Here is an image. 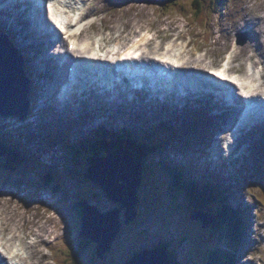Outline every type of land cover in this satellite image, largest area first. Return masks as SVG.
Returning a JSON list of instances; mask_svg holds the SVG:
<instances>
[{
  "label": "rangeland",
  "instance_id": "rangeland-1",
  "mask_svg": "<svg viewBox=\"0 0 264 264\" xmlns=\"http://www.w3.org/2000/svg\"><path fill=\"white\" fill-rule=\"evenodd\" d=\"M110 1H112V5L107 2V0H98L95 11L99 15H102L99 17V23L96 26L94 25L91 28L89 27L90 22L96 19L97 16L90 19L89 23L84 22L82 24L83 28H88L89 33L93 37L96 36V28L102 26L107 27L109 23L111 27L112 25H114V27L123 25V27L127 30H131V28H133L134 26L139 25L141 26L139 30L148 28L149 32L154 31V33H152L151 35H154L156 39L151 42V47H155L159 44V51H164L166 48L165 44L169 41L170 43H172V41L175 40V37H179L180 40L178 41L181 43L179 45L186 44V42L189 40L192 41L187 49L192 51L193 55L188 54L187 60H194L197 56L200 59L207 56L205 66L209 69H211L212 66H222L229 54L233 56L232 58H234V56L236 55L237 60H234L235 68L241 69L243 74L247 76V73H249L250 71L251 65H255L257 61H259L260 63L264 61L263 57L260 58L258 56V52H260L261 49L259 51H253L252 45L248 43L249 41H251V36L244 24L247 21L256 20V17H260L261 14L264 13V0H178L179 8L187 12L193 9L195 5L210 6L212 10H216L217 13L211 14L208 23H205V21H200L198 19L195 20L193 16L185 17V12L180 13L178 11H171L170 14L167 15L165 14V12L163 14H159V12H157L158 7H156V5H153L156 2L151 0H132L128 4H120L123 2H119L117 0ZM133 2L135 3L132 6V10H136L135 12L138 14L135 19L127 17L126 14V10H129V7L131 4H133ZM85 8H87V6ZM101 22L103 25L100 24ZM5 33L9 37H11L12 40L16 41V39L13 38L8 31L4 33L0 32V34ZM104 33L106 34L107 32ZM239 35L243 36L239 37ZM172 36L174 37L172 38ZM194 38H198V40L194 41ZM239 40H246V43L240 44ZM178 41L175 40L174 44L177 45ZM14 45L21 53L19 44L17 43ZM233 46L234 48H237V54H235V51L233 49L231 51V48ZM176 51L177 50L175 49V52ZM254 52L257 55L251 57ZM26 62L27 58H24V63ZM260 63L258 65H260ZM193 68L197 69L196 66H194ZM261 69L263 70V64H261ZM38 73H41L40 69L38 70ZM48 79L49 81L53 80V78L50 77H48ZM43 96L45 95L40 96V98H42ZM84 100L97 103L96 100L91 98ZM36 109H38L39 111L40 109L44 108L37 105V108L34 109V112H36ZM1 116L2 115L0 114V124L1 122H4L2 119H5ZM47 117L48 115H45V119ZM13 118H16V120L11 121L16 126H22L23 124H25L24 127H27V121H32L37 125L38 129H35V131L31 128L30 130H28V132H26L27 135H32L34 132H39L38 130L40 129L41 125L38 124L39 120L35 113L25 114V118L23 119H21L20 117ZM149 120H151V118H149ZM128 121L130 122L131 120ZM155 122L156 124L159 123L158 120H155ZM138 124V126L142 127V124L144 123L141 124V122H139ZM233 124L234 122L230 124L228 120L226 121V126L224 128L226 133L221 128L219 129L220 131L217 130L218 132H220L219 134L221 138L229 137V135L233 134V131L229 132L228 127ZM208 128H212L211 124ZM7 132H10V129ZM41 134H38L40 141H33L30 148L37 152H41L43 156L46 157V159H40L41 162L38 160L40 163L38 161H34L33 163L30 162L26 164L24 169H21L23 172H21L20 174L17 173V171H8L6 173L0 167V206L3 203L5 204L7 201L11 203V205L18 206L19 212L28 219V222L25 224V226L28 227L26 231L29 230L30 233L31 230L29 229V223H32L34 218L36 222L32 224V227H34L35 229L38 228V226L40 225L37 223V221H39V219L37 220V218L44 212H46L47 218L46 221L44 218L41 219V225L51 227V223L53 222V227H56L58 225L56 228L57 232L59 231L61 233V238H58L57 241H55L57 243H55L53 247L48 246L47 249L45 248V251L48 252L49 256L51 257L50 264H126L131 257L133 258L134 255L139 253L138 250L156 247L160 241L170 237L171 232L175 236H183V238L185 239H187V237L189 238L188 234L185 233L184 235L183 231L174 230V226H169L168 222L171 223L172 221L171 212L175 202H170V198L172 197V195H169L167 189L162 188L163 186L161 185V182L164 179L163 175H157L154 172L150 175H153L155 177L145 176L144 182H146L145 184L147 185V187L142 185L140 189V211L142 212V214L140 213L138 215L136 219L137 221H135L133 225L127 224L123 226L119 236L114 240L112 244L111 251L109 253L106 252L104 257L100 258L96 254V242H91V240L87 241L85 240V237L80 235L83 217L78 209L79 201L77 198V194H80L83 197L86 196V200L95 205L101 212H112L115 209H119L121 212L122 204L120 203V205L117 206L109 197L108 192H106V190L101 185L85 176V170H83L84 165L78 170L75 169L73 166H71L73 162L67 157V153L61 151L56 145L50 146L45 143L42 140ZM142 135L144 136V133H142ZM218 136L219 135L217 133V139L220 138ZM253 138L259 139L261 144L259 146L260 148L256 147L254 150H252V161L250 160L245 165H243L244 169L246 166L247 170L253 169L251 172H249L251 173L250 175L247 174V177L250 178V180H248L246 177H244L245 179H243L244 169H239L241 162L237 163V160H240L237 159V155L239 153V150H244V153L246 155L241 156V161L247 156H251L250 148L256 142L254 140H251ZM191 139L194 138L192 137ZM245 139V143L242 142V144L236 149V152L232 156L233 160L236 161L235 164H232L233 161L229 162L228 160H223V164H226V169L228 168L229 172L232 169L238 170L239 175L236 176L235 180L231 179L228 176L223 180V182H225L228 179H231V189H229V191L227 190L228 192H224L225 190L222 188V183L220 184V181H218L217 186L220 198H224V196L227 195L228 197H230V199L232 198L231 201L234 203V207H241V209H243L242 213L244 215V228L241 232V242L243 244L246 243V247L244 248V250H241V246H238V248L236 249V254L239 257L238 264H264V139L263 137L260 138L256 134ZM169 140L170 143L167 145L165 150L162 151V154L159 155L160 157L165 158L178 157L176 160H179L180 162H185L193 156L191 155L190 151H186V149L181 148V146L190 145L193 149H196V147L200 145V148H202L201 143L203 142L201 139L199 140V143L197 141L186 142L187 138L184 139L183 135L172 137ZM20 141H22L24 147H26V145L28 144V140L26 137L22 138ZM226 143L228 145V141ZM216 144L213 143V145ZM218 145L220 146V142L218 143ZM247 146L248 148L244 149ZM20 148L21 146H19V149ZM23 150L25 151L24 148ZM101 151L103 152L105 150L101 149ZM26 152L31 153L30 151ZM206 152L207 151L202 150V153ZM220 152L221 150L219 149L216 154L222 156ZM91 153L92 152H90V154ZM82 155L85 156L84 153ZM203 157L205 158L206 154L203 155ZM153 159L154 158H152V160ZM152 162L153 165L157 167V160L154 159ZM1 163H4L3 159H1ZM32 165L34 167H32ZM214 165V163L210 164V168L206 166L208 171L214 173L217 170L218 173L223 174V176L225 174H228L227 170L224 171L221 168L216 169ZM51 167H55L61 175L60 182L62 185V189H59L56 192H53L51 190V184L46 185V182H43L42 179L41 181H39L36 177L42 174L46 169H50ZM69 170H73V172H69ZM193 170L194 168L191 169V172ZM204 172H206V169L205 171H202V174H200L201 177L204 176ZM19 177L27 184V186L29 181H32L33 183V185H31L30 183L28 189L25 190L26 194H20V192L15 191L16 188H18V185L15 184V182L18 180H15V178ZM192 177L196 178L197 176L193 175ZM35 180H37V182H35ZM5 181H9L7 186H5ZM39 183H41L42 186L45 185L46 187L43 188L42 186H39ZM154 186L156 188L154 190L156 191V194L160 193L161 196H158L157 199L155 197L151 198ZM57 187L59 188V186L55 185L54 189ZM226 187L229 186L226 185ZM238 188L244 189V192L241 195L238 193ZM22 195L23 197H25V205L23 204L24 200L22 198ZM59 198H61L60 201L58 200ZM180 202L183 201H179L178 199V204H181ZM9 203H7V205H9ZM245 208H248V213L247 211H245ZM37 212H40L41 214H37ZM176 213L177 215H180V223L175 224L183 225V222L181 221L183 213L180 210ZM120 214L121 217H123V219L125 220L126 209H124ZM238 221L240 222V225H242V222L240 220ZM189 229H186V231ZM196 230L200 231L197 226ZM196 230H193L189 234L198 239L199 243L196 242L197 246H203V236L200 237L199 232H197ZM49 238L50 240H52V236ZM183 238H181L180 242L178 241L177 243L178 245H184L180 248V250H187L189 247L188 244L192 240L188 239L184 242ZM78 243L82 244V246L86 248L84 253L79 257L77 256V254L74 256ZM217 243V238H213V240L208 243L209 248H217ZM209 248L204 247L205 259L208 258V255L210 254L211 249ZM36 251L37 254L34 255L35 263L37 262L39 256V249H37ZM185 253V251H178L177 255H181L180 258L185 257L181 260H185L189 264H192L193 257H187ZM193 259L195 260V258ZM205 259L204 261H207ZM196 263L204 264L198 259Z\"/></svg>",
  "mask_w": 264,
  "mask_h": 264
},
{
  "label": "bare ground",
  "instance_id": "bare-ground-1",
  "mask_svg": "<svg viewBox=\"0 0 264 264\" xmlns=\"http://www.w3.org/2000/svg\"><path fill=\"white\" fill-rule=\"evenodd\" d=\"M0 1H1L0 4L6 3L7 5L11 6L12 7L11 12H16L14 21H11V19L8 17L2 18L1 14H4V13L0 12V32L4 33V32L9 31V33L12 36H15V38H17L16 41L11 39L14 44L19 43L21 50L23 52L24 51H31L32 52V56H31V58L28 59L29 61L26 64L29 73H31V74H34L35 72L37 73L38 69L55 73V62L59 58V55L61 54V52L60 51H54L53 54H50V53L46 52L45 49L30 45V42L32 40H34V38H33V33L31 30V27H30L28 20H27V17L25 16V13L22 10V4L25 5V3L20 4L17 2V0H12L11 2H7V0H0ZM23 1L27 3V0H23ZM30 2L32 3V0L28 1L29 5H30ZM135 2H133V4L130 5L129 10H126L127 17H131V19H135L138 16V14L135 12L136 10H132L133 9L132 6L134 5ZM54 3L57 5H62V3H66V7L69 9H72V8L77 9V4L82 5V4L86 3L90 6V8L92 9V12L94 14H98L95 11V7L98 3V0H63L62 2L59 0H54ZM34 12H35L36 17L32 16V14H30V13H27V16L29 17V19L33 18V20L39 21L42 24H44L45 25L44 30H47V28L51 29L50 25H49L51 20L45 18L44 12H42V11L40 12V10H37L38 15H37L36 11H34ZM100 12H102V11H100ZM8 13L9 12H7V14ZM130 14H131V16H130ZM98 23L99 22L97 20L93 23V25L96 26ZM100 24L103 25L102 22ZM244 24H245V27L248 29L247 31L249 32V34L251 36V41H249L248 43H250L252 45V50L253 51L254 50L259 51L261 49V51L258 52V56L260 58L261 57L264 58V13L261 14L260 17H256V20H250ZM103 28H105V27L102 26V27L96 28V31L98 32L99 30H101ZM139 28H141V26L138 25V26H134L133 28H131V30L125 29L122 31V25L116 26V27H114V25H112V29L115 30L118 33V35L116 36V38L113 35H104V37L102 39V43H101V48L104 47L106 51H109L106 56L99 54L97 52H92L95 50V45H96L97 41L94 39V37L89 33V31L87 29L80 32V33H76V29L74 28L71 37L75 38V40H73V42L76 46L74 47L73 51H70V49L68 48L67 52L69 53L70 56H72V54L73 55L77 54L76 57H86L85 54H79V53H84V52L90 53V52H92V54H94L93 56L95 58L106 59L107 61H102V62H104V63L109 62V64H110L109 60L114 59L115 57L110 54L111 49L109 48V45H107V44L110 41H112L113 39H115V41L120 42L122 47L125 48L133 41L134 37H136L140 34ZM21 32H22V38L18 39V36ZM49 34H52V32H50ZM37 36H40V32L37 33ZM53 36H54V33H53ZM140 37H142V40L144 43L147 41L146 42L147 45L150 44L152 42V40H154L153 37L149 38L147 33L143 34ZM173 37L174 36H172V38ZM36 39H38V38L36 37ZM176 39H177V41L180 40L179 37L178 38L175 37V40ZM175 40L166 47L167 51L162 53L160 55V58L162 56H167L170 59H172L171 56H172L173 52L175 51V48H178L176 51V54L173 55V57H175V58L172 59L175 63H179V64H181V67L184 66V67H188L189 69H191V67L196 66V68L203 71L204 74L209 75V71L207 70L208 67L205 66L207 56L203 57L201 59L198 58L195 61H185L184 62L183 57H182L183 53L186 52L187 54L193 55L192 51L187 49L192 41L189 40L186 42V44H183V45H179L181 43L178 41V44L175 45L174 44ZM197 40H198V38H194V41H197ZM37 41L41 45L49 47V48H53L54 47L53 45H56V44H57V46H59V44L61 42H63L64 44H66V43L70 44L71 43V42H67V40H65L63 38H61L57 43L56 42H50L51 41L50 39L37 40ZM132 48H135L137 50L140 49V42L136 41ZM0 49H2V51L0 53V63L2 65H4L5 67H8V66L14 64V62H15L13 60V58H15L14 56L17 57L15 59L20 61V59H19L20 54L17 53V50L9 42H5L4 45L0 46ZM149 50L151 52H154L153 47H151ZM233 50L235 51V54H237V48H233ZM110 55H111V57H110ZM255 55H257V54L254 52L251 55V57H253ZM109 57H110V59H109ZM150 60H151L150 56L144 57V61H146L147 63L150 62ZM233 60H237L236 55L234 56ZM259 63L260 62L257 61L256 64L253 65V70L256 69V74L247 75L248 77L253 79L252 82H254V85L252 87H250L248 85V84H250V82L248 84H245L246 81H248V78H244V77H242V78L238 77L239 82H237V83H227V85H229L230 88H232L233 90H242V91L249 90L250 91V89H254L253 91H256V94L258 96H260L259 99H255V102H257V104L263 103L262 100H264V61L262 63H260V65H258ZM261 64H263V70L261 69ZM107 67L111 72H113L111 67H109V66H107ZM142 67L143 68H141V71L146 72L145 78L150 83L153 82V76L156 73L152 71V73L149 74L146 69L147 68L150 70H152V69L148 65H147V67H146V65H142ZM83 68L86 69V66L84 65ZM233 69H236L235 66L233 67ZM71 72H73V74L78 73V74L82 75L83 78H86V76H87L86 72L82 69L77 70L76 68H74V70H72ZM89 74H90V77H92L93 73L90 72ZM251 76H253V77H251ZM59 77L60 78L62 77V73L59 74ZM251 84H253V83H251ZM157 85L160 86L159 84H157ZM39 86L44 90V92L47 95L52 96V94H53L52 86H49V85L44 84V83L39 84ZM37 87L38 86H35L34 90ZM117 87L119 88L120 86H117ZM123 87H125L124 89H126V91H129L128 90L129 88L127 86H122V88ZM173 87H174V90H173L174 93H178L183 101H185V96L183 94H186L188 96L190 102L192 103V105L194 104V102H193V100H194L195 102H201V103L206 104V105H208V103H209L210 104L209 106H210V108H212L213 111L222 110L223 115L217 114L220 123L222 122L224 117L228 118V120L230 122H232L233 119H235L236 115L235 116L232 115L231 111L234 109V107L236 109L241 108V104L242 105L244 104V102H243L244 98L243 97H245V96H243V94L240 92L235 93L233 95V97L231 98V100L226 102L225 99H230V98H227L225 96H223V97L215 96L211 90L206 89L204 91V88L201 86L198 87L199 89H198L197 93L195 90H191L192 93H195V94H192V93L189 94V92L186 91V89H183L182 87L177 86L176 84H174ZM83 91H84V93H83L84 96H82V98H81L82 103L80 105L73 106L70 109L69 116H71L72 118H82V116L88 115L90 119H93L94 124H96L99 128H100V126L98 124L105 125V130H107V128H108V125L104 124V121L106 119L110 120V127L112 129L128 128L127 119L130 118V116H131L130 113H133L135 110H137L140 114H142V123L147 122L151 125L150 129L146 132L147 135H150L151 134V128L153 127V124H154V122H151V120L154 119L153 116L157 113L158 109H160L161 111H164L163 105L159 106V104L167 102L166 99L161 101L159 98H154V97H147V98L142 99L143 96L147 95V91L145 90L144 92L140 93V96H137V94L130 96V97H132L129 100L130 104H133L135 102V100H136V103L129 110L130 113L127 112L124 114V110L122 108L120 100L114 99V100L108 102L106 99L102 98L100 93H98L96 90H94L93 87H90V85H86L83 88ZM154 93L158 94L157 91H155ZM124 94H126V93L124 92ZM124 94H121V96H124ZM193 95H194V97H193ZM73 97L76 99L75 96H73ZM88 98L96 100L97 103H93L91 101H85L84 100V99H88ZM78 101H80V99H76V102H78ZM45 102H47V100ZM45 102H42V100L38 101V105L40 107L44 108V109H40L39 111L42 112L44 116L48 115L46 120L49 122L50 127H52V130H55L56 129V126L54 124L55 122H54V120H50L51 115L49 114V108L51 107V102H53L52 106L56 107V108H58L59 103H57L55 101H50L48 103H45ZM141 105H143L142 109L139 108ZM147 105H148V108L146 109ZM191 110H194V108H192ZM37 111H38V109H37ZM52 116H56V115L54 114ZM1 117L5 118V119H2L4 121L3 127L8 128V125L6 123L11 121L12 118L11 117H4V116H1ZM149 118H151V120H149ZM38 124L41 125V122H39ZM36 126L37 125H35L34 122H31V128L32 129H36ZM157 127H158V124H157ZM242 130L243 129H240V131L236 130L235 132L239 133ZM0 132L5 133V134L7 133L9 135L10 134H16L15 129H10V132L3 131L0 129ZM101 132L102 131H100V133ZM235 132L232 135H230L231 138L236 137ZM103 134L105 135L106 133H103ZM130 135H131V133L126 134L125 139L127 138L126 140L130 141ZM153 135H154V133H153ZM92 136L95 140V143L100 145L103 149L105 147L104 143L107 144L109 141L112 140L111 134L108 135L109 137L107 140H105V141L103 140L104 143H102L101 140L99 142V140H98L99 136L96 134V131L93 132ZM41 137H42V140L45 141V133L42 132ZM238 137H239V139L235 138V139H233V142H235L236 145L239 147L242 144L244 138H242L240 136H238ZM225 138H227V141H228V137H225ZM225 138H223V139H225ZM97 140H98V142H97ZM251 140L257 141L258 139L253 138ZM153 141H154V139L153 140L148 139L145 143V147L147 148V145H149V144L151 145V143H153ZM11 146H15V147L21 146L20 150L22 152H23V148L25 149V151H27V148L23 146L22 141H20V140L16 141L14 137L11 139ZM0 148H1V146H0ZM222 148H223V146H216L213 144H209L207 150L209 152H211V154H209L205 158L203 157L204 153H202V152H201L199 157L195 155V161L197 162V166H198L201 174H202V170L204 168V167H202V165H205V166L208 165L210 168V164L214 163L215 164L214 166H216V168H218V169L219 168H226L223 165V162H224L223 159L220 158V156H218V154H216L217 153L216 150H219V149L223 152ZM30 152H31V150H30ZM66 152H67L69 159L72 162L78 163V156H77V153H76L73 145H68L66 147ZM113 154L115 155L116 159L118 160L119 159L118 154L117 153H113ZM120 154L122 155L123 158L125 157L127 159L128 167H130L131 170H133L134 167L137 166L136 165L137 162L134 161V155H133V152L131 151L129 145L122 146V148L120 150ZM159 154L160 153L155 152V154L152 155V153L146 151L141 156L142 161L138 164V166L140 167L139 168L140 173L145 174V176H147V177H150V176L152 177L153 175H150V174H152L154 172L157 175H163V177H168L172 173L173 174L172 179H177L176 174H174V168L177 167L179 169L181 167L182 169H185L184 166H182L183 162L176 160L178 157H176V158H169L168 157V160H170V161L167 162V161H164L162 159V157H160ZM109 156L110 155L108 154L102 158H107ZM223 157L225 158V153H223ZM152 158L157 160L158 166L156 168H152L151 166H148L147 170L146 169L144 170V168L142 167L143 163H147V165H151V163H152V165H153L152 161L154 159L152 160ZM40 159L41 160L46 159V157L41 155L37 158V160L40 161ZM200 160L204 161V163H200ZM10 164H12V163H10ZM26 164H27L26 162H20L18 165V169L23 170ZM47 164H48V162H47ZM101 164L103 165V163H101ZM101 166L98 163L96 165L97 170H99ZM109 171H110V173L108 174L107 177L112 184H116L114 192H115L116 198H119L123 192V189H126L129 187V182L126 180L127 178H126V175L123 173V171L118 170L115 165L110 167ZM229 173L231 174V172H228V174H227L228 176H230ZM204 174L206 175L207 173H204ZM248 174L250 175L251 173H248ZM153 177H155V176H153ZM211 177H213L212 173H211ZM232 178H233V180H235L234 177H232ZM165 179H168V178H165ZM207 180H208V183L205 186L210 185L209 186L210 188H208V190H210L211 186L213 187V185L211 184L210 174H208ZM167 181H170V180H167ZM22 182H24V181H22L21 178L19 177L18 181L15 182V184L18 185V188H16L15 191L20 192V194L21 193L26 194L25 190L28 189V186L30 183H31V185H33V183H32V181H29L28 186L26 183H25L26 186H22V185L19 186L20 184H22ZM8 183H9V181H5V184H6L5 186H7ZM139 183H140V179H139ZM221 183L222 182H220V184ZM38 185L42 186L41 183H39ZM42 187L44 188L46 186L43 185ZM57 189H59V188L58 187L55 188V190H57ZM229 189H230V187H226L224 189L225 190L224 192H228ZM131 194H132V196L134 195L133 192H131ZM131 194L125 193V195H128L130 198H131ZM212 194H213V192L211 193V195ZM22 198H23V200L25 199V197H23V195H22ZM58 200L60 201L61 198H59ZM27 201H28V198H27ZM7 203H9V202L7 201L5 204L3 203L0 206V264H4L3 259L5 258L4 255H6L5 252H3V250H2V246L3 247H6V246L7 247H14V246L17 247V251L21 255L24 262L25 261L27 262V264H50L51 257L49 256V253L45 251V248L47 249L48 246L53 247L54 244L57 243L55 241H57L58 238H61V233L59 231L57 232V228H56L58 225L56 227H53L54 222L51 223V227L41 225V219L44 218L46 221L47 215H46V212H44L43 214H41L40 212H37V214L38 213L41 214V216H39L37 218V220L39 219V221H37V223L40 226H38V228H36V229L34 227H32V224H34L36 222V220H34V218H33L32 223H29V225H30L29 229L31 230V233L33 234L32 235L29 232V230L26 231V229H28V227H26L25 224L28 222V219L26 217H24L19 212V207L15 206V205H11V203H9V205H7ZM25 203L26 202L24 200L23 204L25 205ZM208 203L211 204V202H208ZM213 203H214L213 205H215V201ZM48 204H51V203H48ZM93 206H95V205H93ZM231 206H232L231 209H234L233 205H231ZM48 207H50V206H48ZM104 216L109 218L108 213ZM107 218H105L104 221H106ZM23 220H24V222H23ZM96 221L99 222V219H97ZM46 224H48V223H46ZM17 234H18V236H17ZM62 235H64V234H62ZM51 236H52V240H50V238H49ZM37 249H39V256H38L37 262L35 263L34 262V255L37 254V251H36Z\"/></svg>",
  "mask_w": 264,
  "mask_h": 264
},
{
  "label": "water",
  "instance_id": "water-1",
  "mask_svg": "<svg viewBox=\"0 0 264 264\" xmlns=\"http://www.w3.org/2000/svg\"><path fill=\"white\" fill-rule=\"evenodd\" d=\"M8 42L6 39L0 37V46ZM2 49H0L1 53ZM17 58L16 56H14ZM13 58L15 61L13 65L5 67L0 63V112L7 114L24 115L28 107V90H29V79L24 74L22 66V58L20 61ZM113 153H117L119 159L117 160ZM137 166L131 170L128 167L127 159L122 157L120 150L114 151L107 158L93 157L89 159L90 168L87 172V177L92 178L98 184L103 186L108 192L109 197L114 202H120L122 208H127V223L132 222L137 212L135 207L139 202L137 197V190L140 185L142 174L140 173V167L137 160ZM99 163L101 166L97 170L96 165ZM115 165L118 170H122L126 175V180L129 182V187L123 189L122 194L119 198L115 196L116 184H112L108 179L109 169ZM100 171V172H99ZM131 192L134 193L132 196ZM125 193H130L131 198ZM83 223L81 233L85 238H88L96 242L97 255L101 258L104 257L105 253L111 251L112 244L119 232L122 229V219L120 210L115 209L112 212H101L97 207L90 205L87 202L83 203ZM119 211V212H118ZM108 213L109 218L106 215ZM104 216V217H103ZM106 221H104V219ZM195 218H202L195 216ZM99 219V222L96 220ZM126 264H171L169 253L162 249H144L138 254L134 255Z\"/></svg>",
  "mask_w": 264,
  "mask_h": 264
},
{
  "label": "trees",
  "instance_id": "trees-1",
  "mask_svg": "<svg viewBox=\"0 0 264 264\" xmlns=\"http://www.w3.org/2000/svg\"><path fill=\"white\" fill-rule=\"evenodd\" d=\"M157 2L162 4V7L166 11L173 10L174 5L177 6L176 0H157ZM206 9H207L206 6L195 5L194 8L191 9L189 12L183 11V9H179V10H181L182 13L185 12V15H184L185 17L193 16L195 20L199 19L200 21H203V20L205 21ZM203 16H204V19H203ZM16 164H14V166ZM47 180H48L47 183H50L51 181H53L51 176L48 177ZM172 183H173V186L176 187L177 189L188 190L187 188L182 187L180 183H178V180L174 179ZM197 193H200L199 196L204 198V200H206L205 204H209L208 202H211V204L209 205L212 206L213 212L216 216L215 224L213 223V231L214 230L217 231L219 241L221 239L224 244L218 246L217 248H212V251H210L208 258L206 259L204 258V255L200 254L197 250H195L194 251L195 260H194L192 258L193 252H190L189 256L192 258V261H193L192 264H197L196 263L197 259L203 262L204 264H234L235 254L232 252L231 249H228V248L233 247L236 241L240 239V230H241L240 222L237 220L236 217H234V215H232V212L221 211L217 200L215 199V197H212L214 194H212L211 197H209L208 196L209 193L206 191V189L200 192H197ZM214 201H215V205H213ZM79 207H82V203L79 204ZM217 222L219 224L218 226H217ZM80 235H82V233H80ZM85 240L90 241L87 238ZM161 246L165 247V249H168V251L170 252L171 264H184L183 260L178 261L176 257V249H174L173 247H170V245L167 243H163L161 244ZM85 250L86 248H84L82 244L78 243L77 248H76V253L74 254V256L77 254V256L79 257L81 254L84 253ZM204 259L207 261H204Z\"/></svg>",
  "mask_w": 264,
  "mask_h": 264
},
{
  "label": "clouds",
  "instance_id": "clouds-1",
  "mask_svg": "<svg viewBox=\"0 0 264 264\" xmlns=\"http://www.w3.org/2000/svg\"><path fill=\"white\" fill-rule=\"evenodd\" d=\"M117 1H119V2H123V3H130L132 0H117ZM1 2V1H0ZM7 2H11V1H7ZM18 3H20V4H22V3H25V5H23L22 4V7L25 9L26 8V10L27 11H29L30 9H33V7H32V5L30 4L29 5V3H28V1H27V3L26 2H24L23 0H21V1H17ZM107 2H109L111 5H112V1H110V0H107ZM2 5H3V7L4 8H1V10H0V12L1 13H4V14H1V17L2 18H4V17H6L7 18V15H6V13L4 12L5 10L4 9H6V7H8V9H12V7L11 6H9V5H7L6 3H1ZM9 4V3H8ZM121 4V3H120ZM31 7V8H30ZM30 8V9H29ZM9 14H10V11H9ZM64 141H66V137H63L62 135L59 137V143L61 142H64ZM61 145V144H60ZM77 198L80 200V197L79 196H77ZM81 202V201H80ZM80 202H78V209H80V214L82 215V217H83V213H84V210H83V204H82V207H79V204H80ZM81 208H82V210H81Z\"/></svg>",
  "mask_w": 264,
  "mask_h": 264
}]
</instances>
